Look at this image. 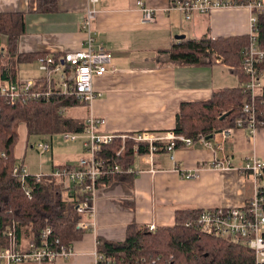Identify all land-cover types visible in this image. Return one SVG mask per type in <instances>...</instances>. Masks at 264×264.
<instances>
[{
    "label": "crops",
    "instance_id": "0c3cea01",
    "mask_svg": "<svg viewBox=\"0 0 264 264\" xmlns=\"http://www.w3.org/2000/svg\"><path fill=\"white\" fill-rule=\"evenodd\" d=\"M142 1L156 11L154 22L143 21L139 0H99L96 4V42L113 56L111 70L94 80L99 95L80 104L86 110L80 119L86 120L91 113L104 117L101 130L105 132L173 130L183 102L208 100L214 91L239 84L238 73L222 58L211 64H179L169 62L159 51L169 48L179 34L192 38L208 33L214 38L249 34L246 6L195 12L187 19L181 10L170 7V0ZM57 6L56 11L38 12L37 0H0L1 11L26 12V33L18 43L21 53H63L86 45V32L80 25L87 0H57ZM211 139L212 147L199 142L181 144L173 151L174 157L160 150L154 172L137 158L136 168L143 171L130 180L99 185L91 219L94 227L74 241L70 259L45 264H94L99 238L121 241L132 222L172 225L179 209L243 206L252 194L253 177L242 167L249 157L264 159V127L253 135L233 127L228 138L215 132ZM217 143L221 146L216 147ZM216 158L229 159L231 164L215 168L211 163ZM195 168L199 169L197 177L183 174Z\"/></svg>",
    "mask_w": 264,
    "mask_h": 264
},
{
    "label": "trees",
    "instance_id": "16d2710c",
    "mask_svg": "<svg viewBox=\"0 0 264 264\" xmlns=\"http://www.w3.org/2000/svg\"><path fill=\"white\" fill-rule=\"evenodd\" d=\"M57 7V0H37L36 10L52 12ZM257 17L258 38L264 46V11L258 12ZM25 33L26 12L0 10L1 79L18 78L22 62H35L50 54L21 53L18 43ZM248 43L249 34L214 38L208 33L200 38L176 40L169 48L159 51L167 55L169 62L179 64H211L222 58L239 76L238 86L214 91L208 100L183 102L177 113L175 132L196 140L200 132L208 137L226 127L236 126L238 119H246L247 113L242 108L246 96L243 86L247 80L243 58ZM53 54L60 56V53ZM81 103L85 102L60 92L51 94L48 100L19 101L16 104L0 96V247L7 244L6 232L14 223L21 242L38 236L47 225H51L65 243L82 238L86 232L77 226L81 219L77 209L79 191L69 193L65 198L57 179L45 176L40 181L32 180L33 196L29 197L13 174L18 162L15 154L20 126L24 124L28 134L38 135L84 132L85 119L59 111L60 108L67 109ZM255 103L257 117L262 121L261 127H264V90ZM122 144V139L117 138L99 153L107 166L114 163H120L122 167L132 166L137 155L144 154L148 147V144L142 143L137 153L135 141L129 139L120 157L116 154ZM134 175L104 174L99 185H108L119 179L130 180ZM199 211L179 209L174 224L157 226L154 230L132 222L121 241L99 238L98 250L114 256L120 264H255L253 250L243 243L187 226V220Z\"/></svg>",
    "mask_w": 264,
    "mask_h": 264
},
{
    "label": "built area",
    "instance_id": "2783aa9c",
    "mask_svg": "<svg viewBox=\"0 0 264 264\" xmlns=\"http://www.w3.org/2000/svg\"><path fill=\"white\" fill-rule=\"evenodd\" d=\"M99 0H87L85 18L82 19L81 29L86 32V45L73 51H64L60 56L50 53L40 57L36 62L43 78H0V96L5 97L11 104L28 100H48L51 94L60 92L74 96L76 99L89 103L99 93L94 86V80L109 72L112 62V52L96 42L93 24L96 18V4ZM143 10V21L154 22L156 11L144 5L139 0ZM243 5L250 11L249 43L244 50L243 70L247 75L243 91L246 94L242 108L247 113L246 119H238L233 127L244 128L250 135L256 133L262 121L257 117L256 98L264 90V46L259 42L257 32V13L264 11V0H170V7L177 8L190 19L195 12L207 13L214 9ZM65 112L66 109H59ZM106 119L93 113L86 118V134L83 141V155L77 165H59L53 168L50 174L33 173L18 160L13 169V174L29 197L33 196L34 180L40 181L45 176L55 177L62 186V192L73 193L79 191V204L77 206L81 219L77 226L87 230L94 227L92 218L95 215V200L99 187V180L104 174L129 173L138 174L143 169L136 165L122 167L120 163L106 165L104 158L99 153L104 151V146L111 144L115 139H122V146L117 151V156L122 157L126 149L127 140L136 143L138 153L142 143L148 144L144 154H138L142 162L149 164L148 170L155 171V155L160 150L168 151L174 157L173 151L180 144L189 146L199 142L203 146H214L212 139L200 132L195 140L191 136L179 134L174 130L156 132L141 130L134 132H105L101 126ZM233 127H226L219 133L228 138ZM67 139L76 141L78 136L73 132L64 133ZM217 143L216 147H220ZM42 151L49 150L51 144L42 141L38 143ZM136 158V159H137ZM229 159L216 158L211 166L225 168L230 165ZM242 171L252 175L253 191L243 206H213L202 208L197 215L190 217L186 224L208 234L221 236L250 247L255 256V264H264V159L256 156L249 157ZM188 177H197L199 169L184 171ZM33 180V181H32ZM151 230L157 225L148 224ZM8 242L0 247V264H45L55 263L60 259L68 260L74 253V241L65 243L51 225L45 226L38 236L21 242L17 235L14 223L7 229ZM99 244V242H98ZM94 264H120L114 256L99 252L94 253Z\"/></svg>",
    "mask_w": 264,
    "mask_h": 264
},
{
    "label": "rangeland",
    "instance_id": "374dc122",
    "mask_svg": "<svg viewBox=\"0 0 264 264\" xmlns=\"http://www.w3.org/2000/svg\"><path fill=\"white\" fill-rule=\"evenodd\" d=\"M43 74L35 62H22L19 65V77L35 78ZM86 110L82 105L67 108L65 114L76 118H82ZM74 133V132H73ZM76 141L67 139L64 133H53L47 135L28 134L27 128L21 126L19 129V140L16 145L18 160L23 162L31 172L50 174L54 167L64 164L77 165L83 155V141L86 134L76 133ZM46 141L51 144L49 150L42 151L38 143ZM66 198L68 194L63 191Z\"/></svg>",
    "mask_w": 264,
    "mask_h": 264
},
{
    "label": "water",
    "instance_id": "95a60500",
    "mask_svg": "<svg viewBox=\"0 0 264 264\" xmlns=\"http://www.w3.org/2000/svg\"><path fill=\"white\" fill-rule=\"evenodd\" d=\"M186 37V35L185 34H179V35H177L176 36V38L178 39V40H181V39H184ZM221 130H219V131H217V132H220ZM214 137V134H211V135H209L208 136V138H213Z\"/></svg>",
    "mask_w": 264,
    "mask_h": 264
}]
</instances>
